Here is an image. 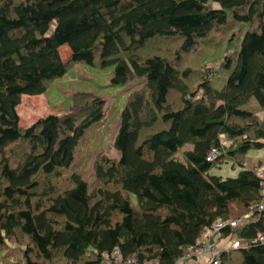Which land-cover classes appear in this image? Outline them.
I'll return each instance as SVG.
<instances>
[{
	"label": "trees",
	"instance_id": "obj_1",
	"mask_svg": "<svg viewBox=\"0 0 264 264\" xmlns=\"http://www.w3.org/2000/svg\"><path fill=\"white\" fill-rule=\"evenodd\" d=\"M229 27L222 64L192 90L195 70L182 68L179 52L194 53ZM167 40L180 42L176 60L144 53ZM76 63L113 66L112 86L139 87L120 116L119 157L98 160L95 182L75 173L58 192L41 185L43 178L72 166L86 131L104 119L106 102L77 93L68 112L25 128L18 108L24 95L45 93ZM222 72L227 79L217 88L211 78ZM252 99L264 108V0H0V264L21 238L22 264H118L116 250L121 264H185L208 235L213 244L217 236L244 246L206 264H230L235 251L239 264H264V211L254 209L263 198L262 165L241 160L264 149V117L241 107ZM212 148L221 153L208 162ZM225 159L243 166L237 176L210 175Z\"/></svg>",
	"mask_w": 264,
	"mask_h": 264
},
{
	"label": "rangeland",
	"instance_id": "obj_2",
	"mask_svg": "<svg viewBox=\"0 0 264 264\" xmlns=\"http://www.w3.org/2000/svg\"><path fill=\"white\" fill-rule=\"evenodd\" d=\"M230 28V29H229ZM225 28L213 32L208 38V41L199 45L194 53L182 54L179 52L180 42L178 40L155 41L146 48L144 53H154L160 51L165 53L170 60H176L177 53L181 57L180 65L182 68L191 66L195 72L191 78L192 90L199 87L204 74L207 71L219 69L223 62V57L229 51L228 44L231 37H233L232 28ZM233 44H231L232 46ZM235 45V44H234ZM176 53V54H175ZM62 58L67 61L70 57V51L66 47L61 48ZM114 67L100 69L84 63H76L68 68L66 74L60 78L55 79L49 84L46 92L37 96L24 95L22 103L18 108L20 115V123L23 128L30 126L39 118L48 114L61 115L68 112L74 102V95L77 93H91L106 102L105 117L102 122L92 126L84 134L81 143L76 151V157L72 166L63 170L60 174L52 177L43 178V183L52 185L58 192L69 188L72 185V174H79L89 183L96 181L94 171L95 164L103 156L110 159H117L119 153L114 148V139L118 132L119 121L121 113L125 107V103L129 94L138 89L139 84H130L127 87H114L111 85V80L114 75ZM228 73L222 72L219 77H212V84L217 87H223ZM171 100L179 105V97L173 95ZM243 109L255 112L260 118L264 117V108H262L256 99L250 100L248 103L241 106ZM191 145L182 148L177 154L176 158L183 160V151L191 149ZM19 156L21 148L19 145L12 147ZM243 165L247 163V167L253 168L258 162H261L260 172L264 170V149H250L244 158H241ZM230 159L223 160L220 164L214 166L210 170V175L226 177H235L243 166L235 164ZM44 188V187H43ZM132 201L136 202L135 196H132ZM215 237V245L222 249H236L232 247L233 239L228 237L227 240L219 241ZM21 244H10L4 253L5 264H22L23 249L21 247L26 244V238H21ZM232 262L230 264H239L240 258L238 252L235 251L231 255ZM211 258L205 256L203 258H195L193 260L185 259V264H206ZM45 264H65L61 260H54Z\"/></svg>",
	"mask_w": 264,
	"mask_h": 264
},
{
	"label": "built area",
	"instance_id": "obj_3",
	"mask_svg": "<svg viewBox=\"0 0 264 264\" xmlns=\"http://www.w3.org/2000/svg\"><path fill=\"white\" fill-rule=\"evenodd\" d=\"M229 145H230L229 140L223 139L222 147L223 148L224 147H228ZM220 153H221V149L212 148L207 154V161L208 162H213L214 160L217 159V157L220 155ZM244 166L247 167V163H244ZM258 173L260 174V176L264 177V173L263 172L259 171ZM262 185L264 187V182L262 183ZM254 209L259 210V211H264V192H263L262 201L260 202V204H258L256 207H254ZM242 223H243V221L239 220L237 222H233L232 225H237V224L240 225ZM223 225H224V223H222V222L218 223L215 226V231L218 230L219 228H221ZM211 239L213 240V237H210V235L206 236L204 238L203 242L200 244V247L196 248L192 252L191 256L195 257V258H203L205 256H208V257L211 258L210 261L218 262L219 254L221 253V251L226 250V248H222V249L217 248V246L211 242L212 241ZM260 240L262 242H264V236H261ZM243 246H244V244H243V242L240 239L233 240V242H232V247L233 248H239V247H243ZM113 260L116 263H118V264L122 263V258L120 257L119 252L117 250L114 252ZM132 262H136V261L133 260ZM104 263L105 264H109L110 260H106ZM143 264H157V262L156 261H148V262H145Z\"/></svg>",
	"mask_w": 264,
	"mask_h": 264
},
{
	"label": "crops",
	"instance_id": "obj_4",
	"mask_svg": "<svg viewBox=\"0 0 264 264\" xmlns=\"http://www.w3.org/2000/svg\"><path fill=\"white\" fill-rule=\"evenodd\" d=\"M261 172H263V171H261Z\"/></svg>",
	"mask_w": 264,
	"mask_h": 264
}]
</instances>
